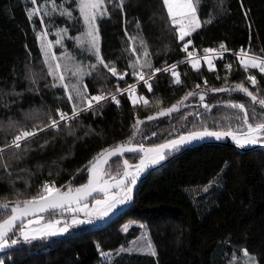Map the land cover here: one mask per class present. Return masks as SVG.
I'll return each instance as SVG.
<instances>
[{
    "label": "trees",
    "instance_id": "16d2710c",
    "mask_svg": "<svg viewBox=\"0 0 264 264\" xmlns=\"http://www.w3.org/2000/svg\"><path fill=\"white\" fill-rule=\"evenodd\" d=\"M44 2L38 0L36 7ZM47 2L50 7L51 0ZM203 4L198 7L202 27L183 42L172 29L162 0H125L123 12L109 6L110 16L98 21L101 53L105 62L115 63L118 74H124L125 79L113 77L100 66L99 75L93 72L84 77L89 95L101 94V90L115 92V84L125 87L136 81L129 67L130 57L133 61L136 57L131 55L128 36L144 41L153 69L186 58L187 53L182 49L188 39L192 40L188 51L202 52L204 48L223 43L228 51L237 52L243 48L264 58V0H223L222 5L220 0H203ZM32 7L29 0H0V95L13 91L21 93L7 95L0 102V122L6 125L11 119L25 130L40 122L31 118L35 110H39L41 116L49 109L53 113L58 108L71 112V103L63 88L46 86L52 83L51 77L39 79L37 85H32L27 78L33 72L41 75L47 72L37 40V33L42 30L40 18L33 17L30 21L27 15ZM73 15L78 16V10ZM208 20L211 22H206ZM45 24L50 29V40L55 39L57 28L66 27L68 37L79 34V23L58 15L51 23L45 18ZM139 39L133 46L142 57ZM65 47L85 66L96 62L94 57L82 55L67 37ZM53 51L59 56L63 49L54 45ZM227 64H231L230 69L225 67ZM177 71L180 84H175L169 73H163L150 81L153 84L151 92L146 86H140V94L149 101L147 106L143 103L133 106L128 93H123L117 97L120 106L109 100L82 113L71 124L72 134L67 127L38 132L27 142L29 151L22 152L20 160L9 161L7 172L0 168V200L30 199L45 182H54L56 187L70 184L73 188L86 183L87 172L78 170L85 169L103 149L126 142L137 118L144 124L134 142L151 147L175 138L177 133L191 129L193 124L198 125L201 119L210 127L219 124L225 128L231 124L236 128L237 121L231 119L236 110L227 108L226 103L251 104L250 98L243 93L209 91L204 103L212 107L206 117L190 115L204 112L199 95H195L189 97L185 102L187 106L179 112L147 120L148 116L177 103L190 91L243 82L250 91L264 98V73L258 69L245 71L235 56L217 59L212 71L204 61L199 71L193 70L188 63L179 64ZM145 73L150 74L147 70ZM249 75L256 77V86L247 80ZM66 82H74L71 73L67 74ZM4 103L10 107L5 108ZM255 107L257 112L261 111L259 105ZM13 135L6 136L5 130L0 129V147ZM10 155L6 153L4 159ZM124 159L135 164L139 156L125 154L119 159L112 158L105 169L108 170L115 160ZM119 170L122 167L116 171ZM131 220L146 225L156 256L119 252L121 247L129 248L141 234L139 226H131L127 232L122 230ZM18 230L17 227L10 233L11 238H18ZM244 249L256 257L258 264H264V150L240 152L234 147L208 144L184 151L142 180L131 208L125 212L113 215L105 223L80 225L63 236L29 242L19 238L16 245L0 251V260L4 264H246ZM101 252L112 255L105 260Z\"/></svg>",
    "mask_w": 264,
    "mask_h": 264
},
{
    "label": "snow or ice",
    "instance_id": "6c2138e0",
    "mask_svg": "<svg viewBox=\"0 0 264 264\" xmlns=\"http://www.w3.org/2000/svg\"><path fill=\"white\" fill-rule=\"evenodd\" d=\"M29 2L34 7L27 11L28 19L31 21L33 17L38 16L40 18L42 30L37 33V40L40 42V52L43 55V64L46 65L47 72L44 75L33 72L27 78L32 85H37L39 79L51 77L52 83L50 85L46 84V86L63 88L67 94L68 102L71 103V112H64L58 108L53 113L49 109L41 116L39 110H35L31 118L40 122L33 124L32 130H25L24 127L20 126L19 122L11 119L8 120L6 125L0 122V129L5 130L6 136L9 133H14L13 138L10 141L5 140L4 145L0 147V168H3L6 172L10 167L9 161L20 160L22 158L21 153L29 151L26 144L38 132L42 133L45 130L59 131L62 127H67L69 134H72L71 124L82 113L92 110L94 106H102L103 102L109 100L120 106L121 101L117 97L124 92L128 93V99L131 100L133 106L141 102L144 106H147L149 103L143 96L138 97L136 95V85H129L124 90L117 86L115 92L105 93L101 90V94L90 96L87 85L83 83L85 76H91L93 72L99 75L98 68L100 66L111 73L113 77L123 79L124 74H118L115 63L105 62L102 56L98 21L110 16L109 6H111L112 10L119 9L123 12L125 0H51L50 7L47 0L38 7H36L38 0H29ZM222 3L223 0H220L221 5ZM162 4L166 9L170 25L175 34H177L179 41H185V38L191 37L192 33L202 27V21L198 15V7L204 6L203 0H195V2L194 0H162ZM77 10L79 15L74 16L73 13ZM57 15L60 18L71 20L73 23H79L80 28L77 30L79 34L74 37H68V29L66 27L57 28L55 39H48L50 29L45 24V18L51 23ZM245 15L247 14L245 13ZM206 22L210 23L211 20ZM125 35L128 36L126 29ZM66 37L73 41L74 47L79 49L82 55L87 54L94 57L96 62L85 66L82 62L77 61L76 57L69 53L65 47ZM138 39L135 36H128L131 55L136 57L134 61L130 57L129 67L132 69V75L137 77L138 82H142L143 86H146L147 90L151 92L153 84L150 81L155 77L156 73L171 72L174 83L180 84L181 78L180 73L177 71V63L153 69L150 54L142 39H139L140 46L143 49L142 57L137 54V48L133 45ZM191 44V39H188L183 44L182 50L187 53V56L185 60L178 63H188L193 70L199 71L201 59L195 57L193 52L188 51ZM54 45H59L63 49L59 56L53 51ZM226 51L228 49L223 43L219 45V51L216 48L203 49V61L206 62L209 71L215 69L214 60L222 58L223 53ZM234 55L238 56L240 65L245 71L258 69L260 73H264V58L252 55L250 50L246 51L243 48L239 52L234 53ZM225 67L230 69L231 64H227ZM146 70L150 72L147 76L145 75ZM68 73H71V78L74 79L73 83L66 82ZM219 78L218 76L217 79ZM247 80L253 86L257 85L255 76L249 75ZM205 85H207V81H205ZM196 88L199 89L200 86L197 85ZM209 91L217 93L239 92L250 98V105L232 101L226 103L227 108L236 110L231 119L237 121L238 127L233 128L231 124L225 128H222L219 124H214L210 127L206 124L205 119H201L198 125L193 124L191 129L177 133L175 138L167 139L161 144L145 147L143 143L134 142L135 136L141 133V125L144 124V121L137 118L132 125V134L126 142H122L113 148L103 149L89 161L85 169L78 170V172H87L88 179L86 183L73 188L70 184L56 187L54 182L52 184L45 182L41 190L30 199H16L14 202H10L6 198L0 200V249L16 245L20 237L27 242L37 238L56 236L68 232L69 228L73 226L85 222L91 223L94 219H102L108 216L117 206L127 204L134 199L135 186L147 169L165 160L169 153L179 151L193 142L208 138L216 140L231 138L236 146L240 148L264 143V98L250 91L243 82L234 86L226 85L220 88H205L199 92L190 91L177 103L172 104L170 107L162 108L155 115L148 116L147 120L153 121L159 117H167L174 112H179L183 107L187 106L185 102L189 97L195 95H199V101L203 106L204 112L190 113V115L206 117L212 107V105L204 103ZM7 95L19 96L21 93L15 91L10 94L4 93L0 95V102H3L4 97ZM256 105L260 106V112H257ZM4 107L9 108L10 105L4 103ZM240 113L243 115L241 116ZM183 119L186 120L187 116L183 117ZM6 153H11L7 160L4 159ZM125 154H131L133 157L138 155L139 161L135 164H130L129 160L124 159L122 170H119L116 175H112L110 171L105 169V165L109 164L110 159H119ZM8 174L11 175L10 172ZM64 187H67L66 191L63 190ZM204 190L207 191V187ZM17 195L19 196L20 194L18 193ZM90 200L94 201L91 207L89 206ZM49 209H60L63 212L72 213L71 222L64 221L62 227L59 226L61 224L60 220L42 223L44 220L42 214ZM79 213L84 214V220L77 218ZM17 227L19 228L18 238L10 239L9 234L14 233ZM139 227L146 229V225L143 224L139 225ZM122 230L127 232L128 227L125 226ZM125 251H141L152 256L157 255L156 249L146 233H142L140 238L131 242L129 248L121 247L119 250V252ZM111 255L112 253L101 252V256L105 260H108ZM243 256L247 258L246 264H255V258L248 253L247 249L243 250ZM0 264H4V262L0 260Z\"/></svg>",
    "mask_w": 264,
    "mask_h": 264
},
{
    "label": "rangeland",
    "instance_id": "374dc122",
    "mask_svg": "<svg viewBox=\"0 0 264 264\" xmlns=\"http://www.w3.org/2000/svg\"><path fill=\"white\" fill-rule=\"evenodd\" d=\"M262 58V57H261ZM200 67H201V65H200ZM137 83V82H136ZM136 95L139 97V96H142L141 94H140V92H138V93H136ZM144 97V96H143ZM145 98V97H144ZM142 103V102H141ZM30 130H32V129H30ZM128 160V159H127ZM129 163H130V160H129ZM122 164H123V160H115L114 162H113V164H111L109 167H108V170L107 171H110L111 172V174L112 175H116L117 174V169H120V167H122ZM92 203H94V201H92V200H90L89 201V206L91 207V204ZM128 204V203H127ZM127 204H124V205H119V206H117V208L116 209H114L111 213H109V215L108 216H106V217H104V218H102V219H94L91 223H105L106 222V220H109L113 215H116V213L120 210V209H122L123 207H125ZM72 213H70V212H63L62 210H60V209H56V210H51V211H47V212H45V213H43L42 214V216L44 217V220L42 221V223L43 222H48V221H56V220H60L61 221V224L59 225L60 227H62L63 226V222L64 221H67V222H71V220H72ZM77 218H79V219H81V220H84L85 219V217H84V214L83 213H79L78 214V216H77ZM87 222H85V223H81V224H79V225H76V226H73V227H71V228H69V230H68V232H65V233H62V234H58V235H56V236H49V237H58V236H63V235H66L67 233H69L70 231H72V230H74L76 227H78V226H80V225H84V224H86ZM142 223H140V222H138V221H136V220H131V221H129L125 226H127L128 228L129 227H131V226H139V225H141ZM141 229V228H140ZM18 233H19V230H18ZM142 233H146V235H147V237L151 240V238H150V231L146 228V229H141V234H140V236L138 237V238H140L141 236H142ZM10 235V234H9ZM18 236V235H17ZM10 239H13V238H11V236H10ZM15 239V238H14ZM17 239V238H16ZM37 239H40V238H37ZM20 240L21 241H24L23 239H22V237H20ZM34 240H36V239H34ZM32 241V240H31ZM24 242H26V241H24ZM27 242H29V241H27ZM131 246V245H130ZM8 248V247H7ZM7 248H3V249H0V251H3V250H5V249H7ZM131 252H137V253H145V252H141V251H131ZM251 255V254H250ZM252 257H254L255 258V264H258V261H257V259H256V257L254 256V255H251ZM246 259L247 258H245V262H246Z\"/></svg>",
    "mask_w": 264,
    "mask_h": 264
},
{
    "label": "water",
    "instance_id": "95a60500",
    "mask_svg": "<svg viewBox=\"0 0 264 264\" xmlns=\"http://www.w3.org/2000/svg\"><path fill=\"white\" fill-rule=\"evenodd\" d=\"M162 118V117H159ZM157 118V119H159ZM208 144H218V145H224V146H230V147H234L237 148L240 152H246V151H251V150H264V143H258V144H254V145H247L246 147L240 148L237 147L236 144L231 140V138H224L221 140H216L214 138H208L202 141H196L193 142L192 144L186 145L183 148H181L179 151H174L169 153L166 156V159L161 161L158 165H154L152 167H150L149 169H147L140 177L137 185L135 186L134 189V197H135V193H136V188L138 186V184L146 179L153 171H155L156 169L163 167L164 165H166L173 157H176L177 155L183 153L184 151L190 150L194 147H198V146H204V145H208ZM134 202V199L129 202L125 207H123L122 209H120L115 216L125 212L126 210H128L129 208H131L132 204ZM52 209H49L48 211H51ZM47 212V211H46ZM19 224V222H18Z\"/></svg>",
    "mask_w": 264,
    "mask_h": 264
},
{
    "label": "built area",
    "instance_id": "2783aa9c",
    "mask_svg": "<svg viewBox=\"0 0 264 264\" xmlns=\"http://www.w3.org/2000/svg\"><path fill=\"white\" fill-rule=\"evenodd\" d=\"M214 48H216V49L219 51V46H218V47H214ZM191 52L194 53V56H195V57H198V58L201 59V63L203 62V55H204L203 51H202V52H199V51H196V50H191ZM237 52H239V51H237ZM237 52L226 51V52L223 53L222 58H219V59H226L227 57H230V56H235V57L238 58V56L234 55V53H237ZM183 60H185V58H184ZM183 60H181V61H183ZM216 60H217V59L214 60V64H215V61H216ZM238 60H239V58H238ZM179 64H181V63H178V62H177V66H178ZM163 73H169V74L171 75V72H160V73H156L155 76L160 75V74H163ZM145 75L147 76L146 73H145ZM124 79H125V77L123 76V79H120V80H124ZM136 82H137V83H136ZM129 85H136V93H138V92H139V89H140V86L143 85V84H142V82H138L137 77H136V81H135V82H133V83H131V84H128V85H126L125 87H122L121 84H119V83L115 84V86H116V87L118 86L121 90L127 89ZM124 93H127V92H124Z\"/></svg>",
    "mask_w": 264,
    "mask_h": 264
}]
</instances>
